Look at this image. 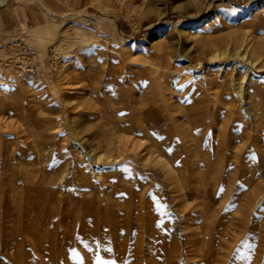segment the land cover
<instances>
[{
  "label": "rangeland",
  "instance_id": "obj_1",
  "mask_svg": "<svg viewBox=\"0 0 264 264\" xmlns=\"http://www.w3.org/2000/svg\"><path fill=\"white\" fill-rule=\"evenodd\" d=\"M192 159L214 227H239L231 264H264V194L245 202L264 180V0L0 6V264H130L109 255L140 234L154 264H198L176 178Z\"/></svg>",
  "mask_w": 264,
  "mask_h": 264
},
{
  "label": "bare ground",
  "instance_id": "obj_2",
  "mask_svg": "<svg viewBox=\"0 0 264 264\" xmlns=\"http://www.w3.org/2000/svg\"><path fill=\"white\" fill-rule=\"evenodd\" d=\"M4 2H5V0H0V6H2ZM197 108H198V106H197ZM146 114H147V109L145 110V116H146ZM148 116L146 118H148ZM161 124L163 125L164 123H161ZM152 125H154V124H152ZM228 127H229L228 124L226 125L225 123H221L220 129L218 130V133L215 135V138H217V141H216V148L217 149H219L220 146H222V144H226V143H224V140L226 138L225 137V131L227 130ZM184 156L188 157L189 152L186 151ZM222 157H223V155H222ZM195 159H196L197 164H200L202 166L204 165L205 168H208V161L205 159L204 156L197 154ZM183 160H184V158H183ZM182 164L179 168V173H178V175H176V178L181 183L180 185L182 186L183 192L185 193V196L187 197L186 198L187 199L186 208L188 209V213L190 215H192L193 213L198 214L197 217L193 218L194 223L198 224L197 227H192L190 229V234L193 235L196 246L198 247L197 248L198 249L197 255L199 256L200 259H199V261L198 260H196V261L198 262V264H231V262H232L231 258H233L236 255V253L241 249V244L238 242V233L239 232H238L237 228H239V227H214L215 221H214L213 216L216 214L213 213L214 215L213 216L211 215L212 206H213V199H211V195H212L211 192L212 191H210V190L208 191V187L204 183V181L208 182V178H210V180H211V177H213L214 175L213 174L210 175L208 173L206 175L207 178H205V179L202 176L201 177H195L193 174L191 175V170L195 169V167H196L194 159H192V161L187 162V163H186V161H183ZM160 166L162 168H165L167 171H169L168 170L169 166L166 162L160 161ZM218 176H219V174L217 175V178H218ZM208 185L210 186V184H208ZM217 187H219V184ZM251 187L252 188L250 189L249 193L245 195V197H246L245 202H246L247 206L251 205L259 195L264 194V180L260 183L259 182L256 183L255 185H253ZM214 191H215V189H214ZM213 193H215V192H213ZM225 197L228 198V196H225ZM224 202H225V198H224V201L222 203H224ZM215 203H216V201H215ZM217 205L219 207V203ZM220 205H221V203H220ZM214 206H215V204H214ZM223 206H224V204H223ZM223 208L224 207H222V209ZM214 209H216V208H214ZM216 216H218V213ZM231 224H233V223H231ZM244 229H245V227H244ZM258 229H259V227H258ZM246 230H247V227H246ZM252 230H254V229H252ZM260 230L258 232H260ZM249 232H251V231H249ZM250 234H253V233L251 232ZM249 235H248V237H249ZM137 238L136 239L138 240V243L135 245L132 253L128 249L129 247L127 248L128 243H127L126 239H124V240H122L123 242H119L118 244H114V246L112 248L114 250V252H111L114 256L111 254V255H109V258H115L116 260H119V261H121L122 259L123 260L126 259L128 261H131L130 264H154V261L157 259V254H155L153 251V249H154L153 248L154 247L153 239L149 235H146V234H144V235L140 234L139 237H137ZM258 238H260V237H258ZM248 239H250V238H248ZM87 243H90V242L87 241ZM194 247H195V245H194ZM255 252L258 253V251H255Z\"/></svg>",
  "mask_w": 264,
  "mask_h": 264
}]
</instances>
